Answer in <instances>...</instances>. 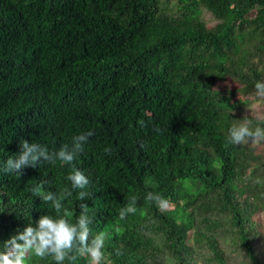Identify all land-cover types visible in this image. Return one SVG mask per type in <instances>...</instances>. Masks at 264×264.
<instances>
[{"label":"trees","instance_id":"1","mask_svg":"<svg viewBox=\"0 0 264 264\" xmlns=\"http://www.w3.org/2000/svg\"><path fill=\"white\" fill-rule=\"evenodd\" d=\"M258 81L264 0H0V165L22 139L53 151L94 132L72 165L0 171V243L54 215L31 189L70 188L75 167L105 264H264V143L227 142Z\"/></svg>","mask_w":264,"mask_h":264},{"label":"clouds","instance_id":"2","mask_svg":"<svg viewBox=\"0 0 264 264\" xmlns=\"http://www.w3.org/2000/svg\"><path fill=\"white\" fill-rule=\"evenodd\" d=\"M255 97L264 103V81L255 83ZM253 115V113H252ZM243 122L233 124L228 129L227 142L234 146H258L264 143V127L253 126L252 118H244ZM140 127H145V121L137 122ZM159 132V128L156 129ZM93 131L81 133L72 137L71 144H64L58 150L50 151L47 146L39 143H29L21 140V151L15 158H8L0 165V171L9 174L23 175L25 168H37L41 163L55 165L60 162L63 165H72L77 157L85 151L89 138ZM143 147V145H141ZM111 149L106 148L109 153ZM70 182V188L64 187L58 192L44 191V184L40 183L31 189L34 196L50 205L54 215H41L35 227L31 224L23 231H18L8 240L0 243V264H30L32 258L49 260L51 264H77L80 258H87L88 264H105L106 234L103 232L92 235L90 227L92 219L89 216V208L83 203L89 198V192L85 189L90 185L89 178L81 170L73 167L66 177ZM78 191V199L81 201L80 213L75 219L65 207V201ZM145 199L151 201L161 211L169 207L168 199L149 192ZM136 200L133 199L124 208L119 210V219L124 221L130 214L137 212ZM118 230V229H117ZM117 255L121 253L119 250Z\"/></svg>","mask_w":264,"mask_h":264},{"label":"rangeland","instance_id":"3","mask_svg":"<svg viewBox=\"0 0 264 264\" xmlns=\"http://www.w3.org/2000/svg\"><path fill=\"white\" fill-rule=\"evenodd\" d=\"M204 2L201 1V5L198 6L196 16L199 19L204 20L206 23L210 24L213 22L210 14L204 7ZM242 101V105L236 107V112L241 114L242 116H250L252 118H255L257 120H264V103L259 102L255 94L243 97L242 99H238ZM245 101V103H244ZM253 113V115H252ZM261 146V145H260ZM259 149V145L256 146ZM263 218L262 215H259V219Z\"/></svg>","mask_w":264,"mask_h":264}]
</instances>
